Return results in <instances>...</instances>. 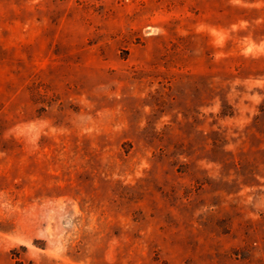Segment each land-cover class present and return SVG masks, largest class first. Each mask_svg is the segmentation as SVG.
I'll use <instances>...</instances> for the list:
<instances>
[{"label": "rangeland", "instance_id": "374dc122", "mask_svg": "<svg viewBox=\"0 0 264 264\" xmlns=\"http://www.w3.org/2000/svg\"><path fill=\"white\" fill-rule=\"evenodd\" d=\"M0 264H264V0H0Z\"/></svg>", "mask_w": 264, "mask_h": 264}]
</instances>
